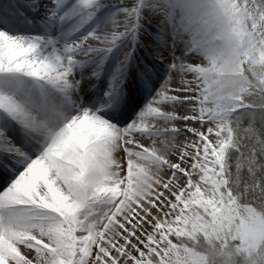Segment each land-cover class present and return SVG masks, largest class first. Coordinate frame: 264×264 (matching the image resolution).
Masks as SVG:
<instances>
[{
  "label": "snow or ice",
  "instance_id": "6c2138e0",
  "mask_svg": "<svg viewBox=\"0 0 264 264\" xmlns=\"http://www.w3.org/2000/svg\"><path fill=\"white\" fill-rule=\"evenodd\" d=\"M216 7L0 3V264H264V0Z\"/></svg>",
  "mask_w": 264,
  "mask_h": 264
},
{
  "label": "clouds",
  "instance_id": "9594fccd",
  "mask_svg": "<svg viewBox=\"0 0 264 264\" xmlns=\"http://www.w3.org/2000/svg\"><path fill=\"white\" fill-rule=\"evenodd\" d=\"M153 2L157 6L156 12L160 16L161 22L166 27H170L168 15L171 13L175 14L178 24L184 17H192L198 22L207 21L214 27H220L224 24L216 7V0H153ZM182 35L185 39L191 38L190 33L186 31H182ZM231 94V89H225L219 96L226 103Z\"/></svg>",
  "mask_w": 264,
  "mask_h": 264
},
{
  "label": "bare ground",
  "instance_id": "6f19581e",
  "mask_svg": "<svg viewBox=\"0 0 264 264\" xmlns=\"http://www.w3.org/2000/svg\"><path fill=\"white\" fill-rule=\"evenodd\" d=\"M0 3H3V0H0ZM115 9L113 10V14H115ZM150 31H153L155 32V29H150ZM149 39H151V37H148ZM167 75H168V70H167V67L165 66L163 72H162V78H161V83H163V80L167 78ZM150 99V97L146 96L144 97V99L142 100L141 102V107L144 106V104H146L148 102V100Z\"/></svg>",
  "mask_w": 264,
  "mask_h": 264
}]
</instances>
